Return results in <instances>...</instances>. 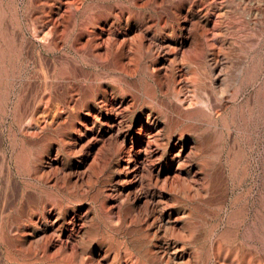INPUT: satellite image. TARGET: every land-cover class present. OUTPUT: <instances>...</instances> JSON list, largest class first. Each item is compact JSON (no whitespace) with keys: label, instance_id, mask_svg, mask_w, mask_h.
Segmentation results:
<instances>
[{"label":"bare ground","instance_id":"1","mask_svg":"<svg viewBox=\"0 0 264 264\" xmlns=\"http://www.w3.org/2000/svg\"><path fill=\"white\" fill-rule=\"evenodd\" d=\"M133 2L157 13L114 5L103 23L94 19L81 26L92 28L97 47L109 32L105 55L116 57L115 65L125 74L122 83L139 70L146 73L150 87L144 97L130 94L123 84H98L91 73L72 81L79 75L42 71L46 91L59 78L73 90L57 100L51 121L57 136L33 163L49 181H63L67 191L72 187V209L54 199L51 208L43 206V221L18 223L15 234L25 233L30 244L19 264H262L251 249L238 248L235 214L219 231L217 213L194 211L200 202H209V190L199 185L211 184L214 169L198 157L220 137L214 127L216 108L225 110L246 78L244 44L259 41L246 24L264 25V0ZM52 26L56 36L61 29L62 40L71 32V25L58 20ZM204 71L209 89L204 88ZM159 94L171 100L156 112L151 103ZM23 163L30 169L28 155ZM108 169L116 187L99 183V173ZM88 198L100 203L102 213L85 208ZM245 221L241 217L240 226ZM242 239L264 251V215L258 226H246ZM59 241L70 243V257H56L62 247L48 253Z\"/></svg>","mask_w":264,"mask_h":264},{"label":"rangeland","instance_id":"2","mask_svg":"<svg viewBox=\"0 0 264 264\" xmlns=\"http://www.w3.org/2000/svg\"><path fill=\"white\" fill-rule=\"evenodd\" d=\"M121 4L135 13L144 10L157 13L135 5L133 0H0V264H19L29 255L30 244L25 233L15 234L18 223H26L28 219L43 221L47 215L43 206L51 208L54 199L72 209V187L68 192L63 181H49L33 163L46 153L52 138L57 136L51 122L57 111V100L73 90L68 80L62 82L59 78L60 81L46 91L42 71L78 74L79 78L73 76L72 81H82L84 74L91 73V79L98 84L110 87L123 84L130 94L140 98L144 97L143 91L149 90L146 73L142 70L128 76L126 84L121 82L125 74L115 65L116 57L105 55L108 31L102 34V47H97L92 28L84 31L81 26L94 19L103 23L113 15L111 7ZM55 20L71 25L67 38L60 39L61 29L55 35L52 26ZM246 28L259 41L244 44L248 55L246 78L240 81L236 100H231L225 110H215L214 127L220 137L198 157L200 162L214 164L211 184L199 185L200 189L209 190L205 195L209 202H200V209L194 212L217 213L221 219L219 231L225 229L227 217L235 214L241 238L236 245L251 249L264 264L263 248L257 251L242 239L246 226H258V217L264 215V25L246 24ZM202 75L204 88L209 89V74L204 71ZM170 100L171 96L159 94L151 107L157 112L161 105H170ZM25 155L30 157V169L24 166ZM91 158L85 166L91 163ZM99 174L100 184L116 187L113 170ZM186 204L187 201L178 207L181 209ZM84 206L102 213L100 203L91 198ZM241 217L246 221L240 226ZM36 238L32 239L34 253L40 241ZM62 241L50 246L48 253L54 254L62 247L56 257H70L72 247ZM43 254L40 250L39 255Z\"/></svg>","mask_w":264,"mask_h":264}]
</instances>
